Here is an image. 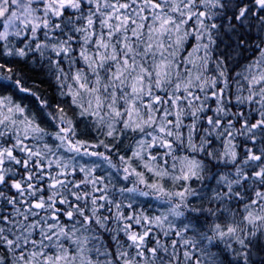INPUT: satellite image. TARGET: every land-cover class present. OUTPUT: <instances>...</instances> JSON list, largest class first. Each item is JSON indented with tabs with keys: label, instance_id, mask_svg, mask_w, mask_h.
<instances>
[{
	"label": "snow or ice",
	"instance_id": "obj_1",
	"mask_svg": "<svg viewBox=\"0 0 264 264\" xmlns=\"http://www.w3.org/2000/svg\"><path fill=\"white\" fill-rule=\"evenodd\" d=\"M0 264H264V0H0Z\"/></svg>",
	"mask_w": 264,
	"mask_h": 264
}]
</instances>
